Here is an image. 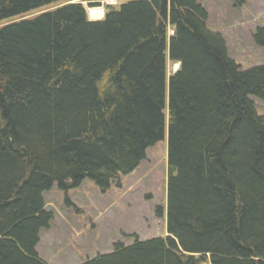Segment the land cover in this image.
Here are the masks:
<instances>
[{"label":"trees","instance_id":"16d2710c","mask_svg":"<svg viewBox=\"0 0 264 264\" xmlns=\"http://www.w3.org/2000/svg\"><path fill=\"white\" fill-rule=\"evenodd\" d=\"M75 1L0 0V23L61 5L0 28V264H46L55 185L105 192L166 135L168 235L85 264H264V64L232 60L198 0L95 22ZM253 39L264 50V27Z\"/></svg>","mask_w":264,"mask_h":264},{"label":"rangeland","instance_id":"374dc122","mask_svg":"<svg viewBox=\"0 0 264 264\" xmlns=\"http://www.w3.org/2000/svg\"><path fill=\"white\" fill-rule=\"evenodd\" d=\"M112 3L113 9L139 0H103L88 9ZM208 12V28L222 35L228 55L244 70L264 64V50L253 35L264 27V0H198ZM99 3V4H96ZM106 4V5H107ZM61 5L34 11L0 23L34 18ZM105 13H102L104 18ZM92 22L96 15L89 17ZM172 34V33H171ZM180 65L169 64V73ZM259 116H264V101L250 97ZM168 136L147 151V157L131 174L102 192L90 180L65 193L57 185L43 195L45 210L53 214L50 227L40 232L36 251L46 264H85L98 256L112 254L116 244L129 247L136 241L164 238L167 234Z\"/></svg>","mask_w":264,"mask_h":264},{"label":"built area","instance_id":"2783aa9c","mask_svg":"<svg viewBox=\"0 0 264 264\" xmlns=\"http://www.w3.org/2000/svg\"><path fill=\"white\" fill-rule=\"evenodd\" d=\"M93 11H95L93 13ZM104 12V8L103 7H98V8H95L94 10H90V15L94 16L96 15V19H100L102 18V13Z\"/></svg>","mask_w":264,"mask_h":264},{"label":"bare ground","instance_id":"6f19581e","mask_svg":"<svg viewBox=\"0 0 264 264\" xmlns=\"http://www.w3.org/2000/svg\"><path fill=\"white\" fill-rule=\"evenodd\" d=\"M95 11H93V13H94Z\"/></svg>","mask_w":264,"mask_h":264}]
</instances>
